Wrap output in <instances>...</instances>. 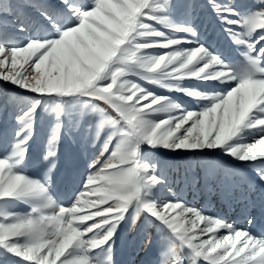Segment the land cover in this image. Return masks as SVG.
I'll list each match as a JSON object with an SVG mask.
<instances>
[{"label": "snow or ice", "instance_id": "snow-or-ice-1", "mask_svg": "<svg viewBox=\"0 0 264 264\" xmlns=\"http://www.w3.org/2000/svg\"><path fill=\"white\" fill-rule=\"evenodd\" d=\"M197 7L174 0H0V82L33 94L0 153V257L7 264H115L121 225L137 227L141 218L140 231L154 230L160 242L158 264H264V237L162 196L172 190L153 159L159 150H218L251 168L264 187V0L247 11L233 0H206L239 60L201 41ZM141 81L188 97L192 106ZM41 111L53 118L41 154L44 179L25 172ZM77 112L90 113L87 133L97 122L96 140L105 129L107 135L64 204L50 190L51 173L64 118ZM18 203L28 211H16Z\"/></svg>", "mask_w": 264, "mask_h": 264}, {"label": "rangeland", "instance_id": "rangeland-1", "mask_svg": "<svg viewBox=\"0 0 264 264\" xmlns=\"http://www.w3.org/2000/svg\"><path fill=\"white\" fill-rule=\"evenodd\" d=\"M36 2L55 3L56 0H36ZM242 11L256 8L259 0H233ZM177 5L196 4L193 22L198 29L200 39L206 45L222 53L229 59H241L237 46L233 44L220 23L205 7L206 0H174ZM29 16L36 17L33 9H25ZM183 8H178L174 15L179 16ZM38 19V17H37ZM152 51L165 52L164 49ZM145 87L153 89L158 94L171 95L192 106V101L178 93H169L147 82L141 81ZM194 84V81H184ZM33 94L26 93L17 87L0 82V153L8 149L17 128L15 117L25 105L30 103ZM99 103V102H97ZM90 113H74L71 119L64 118L65 127L61 136L59 157L56 168L51 173L50 190L54 198L68 204L76 191L82 186L86 175V166L99 156L100 147L107 135V130L101 132L96 140L97 122H94L91 132L87 133V118ZM53 118L41 111L37 117L35 139L29 151L25 172L29 175L44 179L47 177V165L42 161L48 133ZM95 144V146H93ZM153 159L159 161V168L167 178L171 193L165 191L162 196L170 199H180L188 205L201 209L209 215L219 217L237 227L246 228L257 237H264V187L251 168L239 167L224 157L217 150L216 155H193L166 153L157 151ZM211 166V167H210ZM228 169H235L230 175ZM246 209V210H245ZM18 212H27L28 208L22 203L15 206ZM246 217H251L249 225ZM143 220L137 221V227L122 224L114 248L115 264H158L160 242L155 238L154 230L145 234L140 231ZM147 236L152 237L149 244ZM0 264L7 261L0 257Z\"/></svg>", "mask_w": 264, "mask_h": 264}]
</instances>
